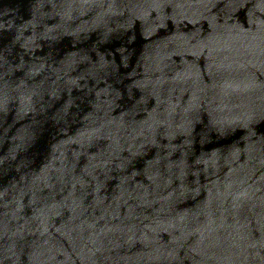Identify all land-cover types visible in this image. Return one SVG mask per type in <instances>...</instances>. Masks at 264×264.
Returning a JSON list of instances; mask_svg holds the SVG:
<instances>
[{"label":"water","instance_id":"obj_1","mask_svg":"<svg viewBox=\"0 0 264 264\" xmlns=\"http://www.w3.org/2000/svg\"><path fill=\"white\" fill-rule=\"evenodd\" d=\"M0 264H264V0H0Z\"/></svg>","mask_w":264,"mask_h":264}]
</instances>
